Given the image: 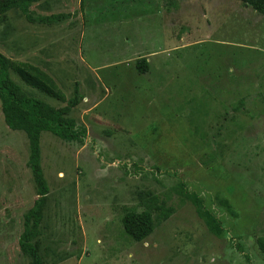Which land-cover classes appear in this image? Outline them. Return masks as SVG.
Returning <instances> with one entry per match:
<instances>
[{"label":"rangeland","instance_id":"1","mask_svg":"<svg viewBox=\"0 0 264 264\" xmlns=\"http://www.w3.org/2000/svg\"><path fill=\"white\" fill-rule=\"evenodd\" d=\"M28 11L0 18V53L41 68L66 99L77 89L66 117L85 130L40 134L42 264H264V15L239 0H40ZM27 159L0 106V264H30L18 245L37 198ZM145 210L152 233L134 241L121 219Z\"/></svg>","mask_w":264,"mask_h":264},{"label":"trees","instance_id":"2","mask_svg":"<svg viewBox=\"0 0 264 264\" xmlns=\"http://www.w3.org/2000/svg\"><path fill=\"white\" fill-rule=\"evenodd\" d=\"M39 1L0 0V18L10 10H19L29 19V6ZM239 1L264 15V0ZM63 17L62 14H56L40 17L38 20L57 22ZM136 69L142 74L148 71L146 58L138 59ZM10 71L28 87L47 97L65 102V105L54 108L42 99L21 93L20 87L10 78ZM82 99V95L78 93L77 89L73 97L66 99L51 76L41 68L27 62H12L0 53V106L3 120L10 130L22 131L25 134L28 143L27 166L36 186L37 198L24 215L23 230L18 239L19 249L28 256L30 264H42L37 248L32 241L39 234L41 211L48 193V186L41 167L40 134L43 131H48L63 140H76L79 137H84L85 130L75 128L73 120L66 117ZM172 213V208L165 209L160 212L161 219L166 220ZM121 224L129 238L134 241H142L152 233L154 221L148 210L129 211L122 217ZM256 243L264 255V237H259Z\"/></svg>","mask_w":264,"mask_h":264},{"label":"crops","instance_id":"3","mask_svg":"<svg viewBox=\"0 0 264 264\" xmlns=\"http://www.w3.org/2000/svg\"><path fill=\"white\" fill-rule=\"evenodd\" d=\"M223 7H226V8H235V7H233V6H222V8H223ZM248 7H249L248 5H244V4H243V8H248Z\"/></svg>","mask_w":264,"mask_h":264}]
</instances>
